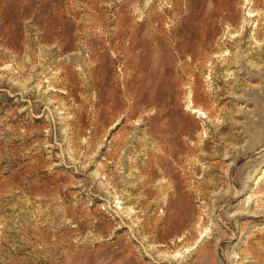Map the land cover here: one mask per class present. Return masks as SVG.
Wrapping results in <instances>:
<instances>
[{
    "label": "rangeland",
    "instance_id": "rangeland-1",
    "mask_svg": "<svg viewBox=\"0 0 264 264\" xmlns=\"http://www.w3.org/2000/svg\"><path fill=\"white\" fill-rule=\"evenodd\" d=\"M0 264H264V0H0Z\"/></svg>",
    "mask_w": 264,
    "mask_h": 264
}]
</instances>
